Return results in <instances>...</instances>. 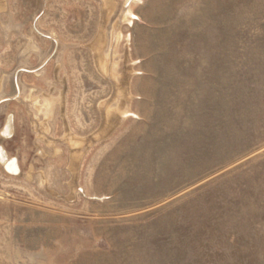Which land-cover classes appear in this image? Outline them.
Masks as SVG:
<instances>
[{
    "label": "rangeland",
    "instance_id": "1",
    "mask_svg": "<svg viewBox=\"0 0 264 264\" xmlns=\"http://www.w3.org/2000/svg\"><path fill=\"white\" fill-rule=\"evenodd\" d=\"M3 98L0 264H264V0H0Z\"/></svg>",
    "mask_w": 264,
    "mask_h": 264
},
{
    "label": "bare ground",
    "instance_id": "2",
    "mask_svg": "<svg viewBox=\"0 0 264 264\" xmlns=\"http://www.w3.org/2000/svg\"><path fill=\"white\" fill-rule=\"evenodd\" d=\"M110 1H112V0H110ZM112 3V2H111ZM108 4V3H107ZM109 5V4H108ZM100 36H101V34H100ZM100 38V37H99ZM124 99V98H123ZM106 108V107H105ZM108 108V107H107ZM114 110V109H113ZM108 112V111H107ZM115 112V111H114ZM129 114H131V111H129L128 109L125 111V110H123V111H120L115 117H117V119H115L112 115L111 116H106L105 115V117H104V121H103V124H102V127L100 128V130L98 131V133H95V134H93L92 136H89V137H87V138H82V137H78V136H75L74 134H72L71 132H69V130H68V137H69V139H71L72 141H74L75 139L77 140V139H80L79 140V142H78V144L80 145V146H82L83 144H85V142L86 143H88V145H89V142H92L93 141V139L94 138H96V137H99V136H101V135H103V134H105V133H107L108 132V130H111L113 127H115L116 125H118L119 123H121V121L125 118V117H127ZM12 120V119H11ZM117 120V121H116ZM8 127V126H7ZM76 140H75V142H76ZM72 143V142H71ZM74 144V143H73ZM77 146V145H76ZM0 150H1V148H0ZM75 155H77L78 156V154H77V152H76V154ZM76 157V156H75ZM1 159H2V157H1ZM3 160V159H2ZM6 161V160H5ZM11 166V165H10ZM13 166V165H12ZM17 166V165H16ZM14 168V167H13ZM13 170V169H12Z\"/></svg>",
    "mask_w": 264,
    "mask_h": 264
},
{
    "label": "crops",
    "instance_id": "3",
    "mask_svg": "<svg viewBox=\"0 0 264 264\" xmlns=\"http://www.w3.org/2000/svg\"><path fill=\"white\" fill-rule=\"evenodd\" d=\"M8 5V3H6V6ZM11 98H3V99H1V101H0V103H2V102H5V101H7V100H10ZM9 114V113H8ZM11 115V114H10ZM8 117H9V115H7ZM13 116H14V131L9 135V136H7V137H4L5 139H8V138H10V137H13L12 135L16 132V114L15 113H13ZM8 122V121H7ZM7 122L4 124V130H5V128H6V125H7ZM3 130V131H4ZM2 131V132H3ZM7 151V150H6ZM7 153H8V151H7ZM18 160V159H17ZM19 162V161H18Z\"/></svg>",
    "mask_w": 264,
    "mask_h": 264
}]
</instances>
